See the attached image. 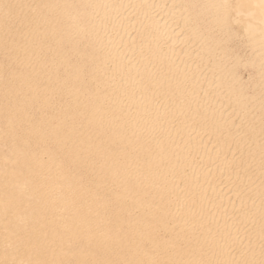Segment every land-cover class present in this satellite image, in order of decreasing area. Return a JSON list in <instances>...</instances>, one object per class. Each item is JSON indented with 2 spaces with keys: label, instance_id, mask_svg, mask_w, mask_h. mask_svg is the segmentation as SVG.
Masks as SVG:
<instances>
[{
  "label": "bare ground",
  "instance_id": "1",
  "mask_svg": "<svg viewBox=\"0 0 264 264\" xmlns=\"http://www.w3.org/2000/svg\"><path fill=\"white\" fill-rule=\"evenodd\" d=\"M0 264H264V0H0Z\"/></svg>",
  "mask_w": 264,
  "mask_h": 264
}]
</instances>
